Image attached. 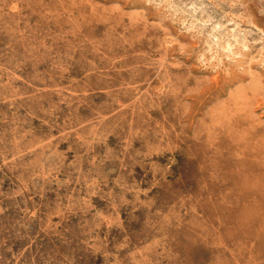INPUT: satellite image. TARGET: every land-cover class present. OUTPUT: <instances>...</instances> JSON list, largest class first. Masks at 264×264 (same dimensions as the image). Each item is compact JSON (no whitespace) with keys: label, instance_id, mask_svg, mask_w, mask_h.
Listing matches in <instances>:
<instances>
[{"label":"rangeland","instance_id":"rangeland-1","mask_svg":"<svg viewBox=\"0 0 264 264\" xmlns=\"http://www.w3.org/2000/svg\"><path fill=\"white\" fill-rule=\"evenodd\" d=\"M261 32L264 0H0V264H264Z\"/></svg>","mask_w":264,"mask_h":264},{"label":"bare ground","instance_id":"bare-ground-1","mask_svg":"<svg viewBox=\"0 0 264 264\" xmlns=\"http://www.w3.org/2000/svg\"><path fill=\"white\" fill-rule=\"evenodd\" d=\"M156 1V0H155ZM158 2V1H157ZM179 2V1H178ZM153 3V2H152ZM159 3V2H158ZM161 3V2H160ZM167 3V2H166ZM170 4H171V2H170ZM196 4V3H195ZM177 6H178V4H176ZM206 5V4H205ZM171 6V5H170ZM184 6V5H183ZM188 6V5H187ZM204 6V5H203ZM175 7V6H174ZM190 7V6H189ZM191 7H193L192 5H191ZM181 8V7H180ZM196 8V7H195ZM178 9V8H177ZM185 9V8H184ZM192 9V8H191ZM188 10V9H187ZM195 11V10H194ZM174 12V11H173ZM185 12V11H184ZM176 13V12H175ZM180 13V12H179ZM193 14V13H192ZM203 14V13H202ZM221 14V13H220ZM223 14V13H222ZM221 14V15H222ZM189 15V14H188ZM194 15V14H193ZM204 15H206V14H204ZM179 16V15H178ZM219 16V15H218ZM190 17V16H189ZM199 17V16H198ZM208 18H209V16H208ZM196 19V18H195ZM195 19H194V21H195ZM202 19V18H201ZM204 19V18H203ZM207 19V18H206ZM213 19V18H212ZM187 20V19H186ZM210 19H208V21H209ZM214 20V19H213ZM199 21V20H198ZM183 22V21H182ZM197 22V21H196ZM202 22H203V20H202ZM198 23V22H197ZM193 24V23H192ZM211 24H212V22H211ZM210 24V25H211ZM182 25V24H181ZM194 25H196V24H194ZM219 25H221V24H219ZM224 25V24H223ZM239 25V24H238ZM199 26V25H198ZM195 27V26H194ZM217 27L218 26H215L214 27V29H217ZM198 28V27H197ZM202 28V27H201ZM208 28V27H207ZM220 28V27H219ZM218 28V29H219ZM235 28V27H234ZM191 29V28H190ZM229 29H230V27H229ZM228 29V30H229ZM193 30V29H192ZM205 30V29H204ZM223 30V29H222ZM199 31H200V29H199ZM210 31V30H209ZM241 31V30H240ZM243 31V30H242ZM252 31V30H251ZM190 32V31H189ZM192 32V31H191ZM197 32V31H196ZM204 32V31H203ZM246 32V31H245ZM229 33V32H228ZM197 34V33H196ZM198 34H199V32H198ZM197 34V35H198ZM205 34V33H204ZM227 34V33H226ZM226 34H225V36H226ZM235 34V33H234ZM234 34H232L233 35V38H234V41H233V39H232V42H231V40L229 39V40H225L223 37H222V35H220V33H219V31L217 30V31H215V32H213L212 33V36H211V38H212V43L214 42L215 43V45L216 46H218L220 49H224L225 51H228V52H230L231 54L234 52V48H236V46L237 47H239V46H241V47H243V48H248V45H247V43H246V41L245 40H238V39H236L235 37V35ZM260 37H261V39H262V43H261V49H262V51H263V55H264V32H261L260 33ZM200 36V35H199ZM228 36H230L229 34H228ZM251 36V35H250ZM201 37V36H200ZM227 37V36H226ZM209 38V37H208ZM229 38V37H228ZM202 39V38H201ZM259 39V38H258ZM209 40V39H208ZM254 42V41H253ZM261 42V41H260ZM257 43V42H256ZM200 44V43H199ZM204 44V43H203ZM250 44V43H249ZM204 46V45H203ZM214 46V45H213ZM250 46V45H249ZM253 46V45H252ZM255 47H256V45H255ZM213 48V47H212ZM242 48V49H243ZM251 48H253V47H251ZM200 49V48H199ZM204 49V48H203ZM241 49V50H242ZM217 50V49H216ZM250 50V49H249ZM208 51V50H207ZM239 51V50H238ZM210 52H211V50H210ZM227 52V53H228ZM250 52V51H249ZM205 53V52H204ZM203 53V54H204ZM208 53V52H207ZM214 53V52H213ZM236 53V52H235ZM234 53V54H235ZM240 53V52H239ZM244 53V52H243ZM251 54V53H250ZM254 54V53H253ZM211 55V54H210ZM237 55V54H236ZM206 56V55H205ZM204 56V57H205ZM222 56V55H221ZM203 57V58H204ZM217 57V56H216ZM231 57H232V55H231ZM207 58V57H206ZM216 59V58H215ZM222 60V59H221ZM223 60H226V59H223ZM232 59H230V61H231ZM219 61V60H218ZM227 61H228V59H227ZM264 61V60H263ZM222 64V63H221ZM218 65V64H217ZM264 65V64H263ZM211 66V65H210ZM214 66V65H213ZM221 66V65H220ZM226 66V65H225ZM219 67V66H218ZM262 67V66H261ZM216 68V67H215ZM215 71V70H214ZM219 72V71H218ZM223 72V71H222ZM258 72V71H257ZM214 82V81H213Z\"/></svg>","mask_w":264,"mask_h":264}]
</instances>
